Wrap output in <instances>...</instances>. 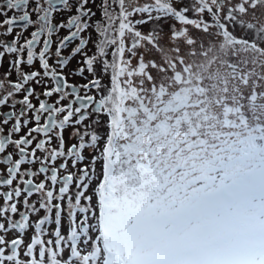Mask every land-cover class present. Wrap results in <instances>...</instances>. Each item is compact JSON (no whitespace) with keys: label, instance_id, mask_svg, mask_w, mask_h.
<instances>
[{"label":"snow or ice","instance_id":"6c2138e0","mask_svg":"<svg viewBox=\"0 0 264 264\" xmlns=\"http://www.w3.org/2000/svg\"><path fill=\"white\" fill-rule=\"evenodd\" d=\"M0 264H264V0H0Z\"/></svg>","mask_w":264,"mask_h":264}]
</instances>
